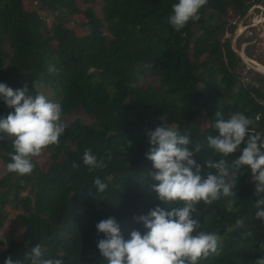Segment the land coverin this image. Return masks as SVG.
<instances>
[{"label":"trees","instance_id":"16d2710c","mask_svg":"<svg viewBox=\"0 0 264 264\" xmlns=\"http://www.w3.org/2000/svg\"><path fill=\"white\" fill-rule=\"evenodd\" d=\"M30 1L41 11L25 9L23 0H0V83L13 90L27 85L32 96L38 94L39 83L53 90L65 132L59 144L46 148L53 160L48 174L35 163L30 175L9 172L12 140H0L7 169L0 176V228L5 208L13 205L21 209L16 222L24 231L20 241L6 238L0 264L9 256L26 264V253L37 244L43 259L108 264L97 247L103 238L97 236L98 222L115 217L127 240L134 230L147 231L135 217L157 206L171 211L151 191L159 182L151 180L150 173L157 170L145 155L152 147L149 131L165 121L182 135L190 132V150L201 145L194 159L202 175L215 171L208 169V159L221 158L207 145L209 135L219 136L213 127L218 112L225 120L243 113L254 121L255 131L264 134V76L255 74L256 84L244 82L242 60L226 39L235 30L227 21L229 3L241 18L253 3L208 0L200 19L178 32L168 21L178 0H81L90 6L83 11L87 35L78 37L67 27L81 12L77 0ZM96 3H101L100 16ZM50 66L58 71L50 73ZM146 73L156 76L157 85H137ZM14 111L0 99V118ZM79 112L93 122H67ZM88 149L107 167L89 170L82 160ZM240 155L237 151L227 159L231 163ZM97 177L108 185L103 194H97ZM254 188L251 170L244 168L233 189L232 211L227 210L232 197L197 205V231L221 238L220 254L198 264H255L264 256V221L255 217ZM172 207H182V202Z\"/></svg>","mask_w":264,"mask_h":264},{"label":"clouds","instance_id":"9594fccd","mask_svg":"<svg viewBox=\"0 0 264 264\" xmlns=\"http://www.w3.org/2000/svg\"><path fill=\"white\" fill-rule=\"evenodd\" d=\"M208 0H178L172 6L169 23L176 31L183 30L190 21L200 19V9ZM54 66L49 72H57ZM0 99L14 113L0 118V140L11 139L14 149L9 153L11 162L7 169L19 176L30 175L34 169L33 158L39 157L44 149L59 144L65 132L61 121L62 108L58 102H52L44 94L32 96L28 87L13 90L5 83H0ZM213 125L219 136L207 137V145L221 158L208 159L205 163L209 171L201 174V166L194 155L201 151V145L190 150L192 140L190 132L182 135L165 121L155 130L148 132L152 147L145 154L153 162L157 171L150 173L153 183L151 191L171 211L157 206L147 215L135 217L147 231L141 234L134 230L130 239H125L115 217H109L96 224L97 247L108 264H198L202 258L220 254L221 238L217 233L197 231L200 221L194 218L197 205L203 202L211 205L221 196L232 197L227 203V210L232 211L235 203L233 190L242 169L251 170L255 182L254 193L258 197L255 203L256 219L264 221V134L255 131L254 121L243 113H232L225 120L220 112ZM241 145H246L241 149ZM237 151L242 155L229 163L228 157ZM83 164L92 169H104L107 163L97 159L91 149L84 152ZM111 160V156H107ZM23 181H21L22 183ZM97 194H103L108 185L97 177L94 179ZM75 195V194H74ZM182 202V207L172 205ZM237 224L243 225L242 220ZM195 233V234H194ZM251 236L252 233H246ZM264 249V242L260 244ZM40 244L31 247L26 253V264H64L61 259H43ZM5 264H21L9 256ZM255 264H264V256L256 259Z\"/></svg>","mask_w":264,"mask_h":264},{"label":"rangeland","instance_id":"374dc122","mask_svg":"<svg viewBox=\"0 0 264 264\" xmlns=\"http://www.w3.org/2000/svg\"><path fill=\"white\" fill-rule=\"evenodd\" d=\"M249 1L253 3V6L248 14L242 18L236 15V11L233 8L234 4L229 3V17L227 21L230 25L235 26V30L233 29L232 33H228L226 39L231 41L236 52H244L245 55L252 60L251 62H247L244 58L240 57L242 64L239 68V72L242 75L244 82L252 81L256 84L258 82L252 80V77H255V74L264 76V73H261L260 70L258 71V68L254 65V63H257L264 66V0H256L257 3L254 2V0ZM23 2L25 9L31 10L33 8V10L41 11L39 6L37 4L34 5L30 0H23ZM77 4L81 9V12L73 16L69 24H67V27L73 30L78 37H83L87 35V31L84 28L86 18L83 11H85L90 4H85L81 0H77ZM93 7L95 8L96 13L100 16L101 3H96ZM41 14L44 15L46 13L43 11ZM229 28L231 29V26ZM201 59L202 61H205L207 57L203 56ZM157 83L156 76L146 73L140 77L137 85L147 87L149 85H157ZM260 83L264 87V80ZM36 88L38 93L44 94L48 100L52 102L56 101L57 96L53 90L44 85H40V83ZM76 119H80L84 123L93 122L91 117L82 112L71 115L67 118V122H73ZM205 123L207 126L208 123ZM3 154V151L0 149V176H4L7 171L3 160ZM33 163L37 164L44 174H48L53 164L51 153L44 149L39 157L33 158ZM5 212L7 214L6 220L0 228V251L5 249L7 237L14 236L20 241L24 236L23 228L16 222V217L21 213V209L13 205H8L5 208Z\"/></svg>","mask_w":264,"mask_h":264},{"label":"bare ground","instance_id":"6f19581e","mask_svg":"<svg viewBox=\"0 0 264 264\" xmlns=\"http://www.w3.org/2000/svg\"><path fill=\"white\" fill-rule=\"evenodd\" d=\"M241 55L243 56L244 55V58L246 57L245 54L241 53ZM254 65L258 68V70H260L261 72L264 73V66L260 65V64H257V63H254Z\"/></svg>","mask_w":264,"mask_h":264},{"label":"water","instance_id":"95a60500","mask_svg":"<svg viewBox=\"0 0 264 264\" xmlns=\"http://www.w3.org/2000/svg\"><path fill=\"white\" fill-rule=\"evenodd\" d=\"M233 47V46H232ZM233 49H234V47H233ZM234 51L236 52V50L234 49ZM238 55H239V57H242V58H244L242 55H241V53H243V54H245L244 52H241V53H239V52H236ZM247 58V59H246ZM246 58H244V60H246L247 62H251L252 60L250 59V58H248L247 56H246ZM259 71V70H258ZM261 73H263V72H261Z\"/></svg>","mask_w":264,"mask_h":264}]
</instances>
